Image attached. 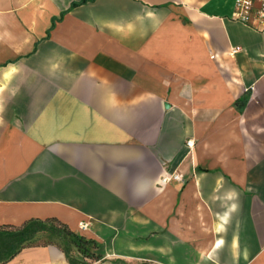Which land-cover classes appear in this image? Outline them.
Masks as SVG:
<instances>
[{
    "label": "crops",
    "instance_id": "obj_1",
    "mask_svg": "<svg viewBox=\"0 0 264 264\" xmlns=\"http://www.w3.org/2000/svg\"><path fill=\"white\" fill-rule=\"evenodd\" d=\"M73 1L0 0V227L59 220L85 264H264V27ZM43 235L0 264H70Z\"/></svg>",
    "mask_w": 264,
    "mask_h": 264
},
{
    "label": "trees",
    "instance_id": "obj_2",
    "mask_svg": "<svg viewBox=\"0 0 264 264\" xmlns=\"http://www.w3.org/2000/svg\"><path fill=\"white\" fill-rule=\"evenodd\" d=\"M85 0L73 1L71 6ZM39 232H48L53 238L43 235L41 241H54L64 251L70 264H85V259H100L101 255L91 248L95 242L85 235L71 230L65 223L52 218H32L19 227H0V263L14 256L28 242L36 241ZM91 245V246H90Z\"/></svg>",
    "mask_w": 264,
    "mask_h": 264
},
{
    "label": "built area",
    "instance_id": "obj_3",
    "mask_svg": "<svg viewBox=\"0 0 264 264\" xmlns=\"http://www.w3.org/2000/svg\"><path fill=\"white\" fill-rule=\"evenodd\" d=\"M231 17L245 23L255 20L257 26L264 27V0H235ZM235 50L236 48L231 52ZM186 144L192 146V138H188ZM171 175L175 176V174ZM169 177L170 175H163L162 181L168 180ZM79 225L83 228L87 225V222H80Z\"/></svg>",
    "mask_w": 264,
    "mask_h": 264
},
{
    "label": "rangeland",
    "instance_id": "obj_4",
    "mask_svg": "<svg viewBox=\"0 0 264 264\" xmlns=\"http://www.w3.org/2000/svg\"><path fill=\"white\" fill-rule=\"evenodd\" d=\"M45 235L49 236L50 238H53L54 236H52L50 233L48 232H44Z\"/></svg>",
    "mask_w": 264,
    "mask_h": 264
},
{
    "label": "water",
    "instance_id": "obj_5",
    "mask_svg": "<svg viewBox=\"0 0 264 264\" xmlns=\"http://www.w3.org/2000/svg\"><path fill=\"white\" fill-rule=\"evenodd\" d=\"M165 105L167 106V105H168V103H165Z\"/></svg>",
    "mask_w": 264,
    "mask_h": 264
}]
</instances>
